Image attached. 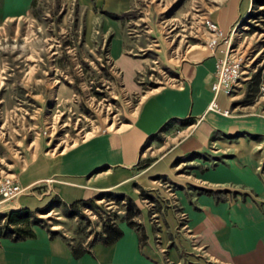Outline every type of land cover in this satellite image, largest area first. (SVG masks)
Returning <instances> with one entry per match:
<instances>
[{
    "label": "rangeland",
    "instance_id": "374dc122",
    "mask_svg": "<svg viewBox=\"0 0 264 264\" xmlns=\"http://www.w3.org/2000/svg\"><path fill=\"white\" fill-rule=\"evenodd\" d=\"M228 1L116 0L123 10L113 12L107 0H35L29 14L0 25V181L27 188L15 200L29 201L38 219L32 229L89 250L100 243L101 222L110 218L137 231L161 264H214L182 228L179 197L197 191L190 182L202 164L233 157L227 139L217 152L201 155V163L189 159L168 174L147 171L127 189L95 191L77 206L63 205L46 175L62 161L97 150L103 134L127 128L149 96L179 87L183 64L200 51L216 54L207 46L213 24L221 31L220 46L230 43L242 56L246 80L232 95V110L209 111L264 120V2L250 0L246 15L223 30L213 15ZM112 47L119 49L118 59ZM245 138L259 140L263 174L264 136ZM160 155L147 154L140 167ZM234 191L206 193L224 198ZM11 211L1 209L0 227Z\"/></svg>",
    "mask_w": 264,
    "mask_h": 264
},
{
    "label": "crops",
    "instance_id": "0c3cea01",
    "mask_svg": "<svg viewBox=\"0 0 264 264\" xmlns=\"http://www.w3.org/2000/svg\"><path fill=\"white\" fill-rule=\"evenodd\" d=\"M34 1L0 0V25L29 14ZM115 1L107 0L108 10H123ZM250 5V0H229L213 15V20L227 30L246 15ZM112 24V33H116L117 25ZM114 42L118 44V40ZM111 53L114 59L120 57L117 48L113 51L112 47ZM195 56L183 64L179 87L149 96L127 128L103 134L94 152L56 165L46 175L53 178L47 183L52 182L49 185L52 194H57L63 203L72 204L93 197L95 191L120 186L127 189L138 177L143 180L147 171L154 175L168 174L185 166L189 159L201 163V155L217 152L221 141L227 139L233 157L214 161L208 167L202 164L203 169L195 171L190 182L197 191L180 195L185 214L182 228L190 241L203 250L208 262L264 264L262 153L257 150L259 140L245 138V135L264 136V120L209 111L219 52L213 55L202 50ZM215 102L222 109L232 110V100L223 93L218 94ZM154 151L161 153L158 159L140 167L139 163ZM207 190L225 193L236 190V193L233 197L220 198L206 193ZM50 199L46 197L47 201ZM28 202L14 200L0 211L29 209ZM119 227L123 234L114 243H96L79 257L73 255L65 239L49 235L41 227L32 229L35 234L32 238L0 237V264H161L157 255L141 245L137 231L128 226Z\"/></svg>",
    "mask_w": 264,
    "mask_h": 264
},
{
    "label": "built area",
    "instance_id": "2783aa9c",
    "mask_svg": "<svg viewBox=\"0 0 264 264\" xmlns=\"http://www.w3.org/2000/svg\"><path fill=\"white\" fill-rule=\"evenodd\" d=\"M210 27L214 30V36L210 39L207 46L213 52L215 50L219 52V56L216 57L215 70L211 82L213 100L209 108L219 112L220 108L215 102L216 97L219 93H223L231 99L232 95L243 86L242 82L246 80L243 75L246 71L243 69L242 56L238 53L237 48L231 46L230 43L221 47L219 40L216 38V35H221V31L214 24L210 25ZM227 113L228 111H224L223 114ZM26 189V187H22L13 179L6 178L0 181V208L14 201Z\"/></svg>",
    "mask_w": 264,
    "mask_h": 264
},
{
    "label": "trees",
    "instance_id": "16d2710c",
    "mask_svg": "<svg viewBox=\"0 0 264 264\" xmlns=\"http://www.w3.org/2000/svg\"><path fill=\"white\" fill-rule=\"evenodd\" d=\"M264 2V0H263ZM264 4V3H262ZM259 4V5H262ZM210 193V192H209ZM93 201H88L89 206H93ZM84 200H79L72 203L70 206H77L79 204H84ZM63 205L67 206V204L63 203ZM113 219H105L101 222L102 231L100 233V243L104 245H109L114 243L117 239H119L123 232L118 226V224ZM38 219L34 217V212L28 208H22L19 210L11 211L7 217L6 225L0 227V237H9L13 240H20L24 238H32L34 237V232L32 230V225L37 224ZM55 236V235H51ZM71 248V251L75 257H79L88 250L83 248L82 246L74 247L68 243Z\"/></svg>",
    "mask_w": 264,
    "mask_h": 264
}]
</instances>
